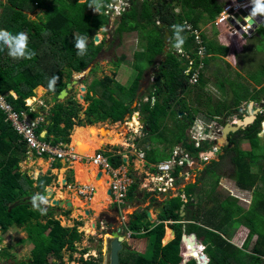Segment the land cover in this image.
<instances>
[{"label": "trees", "instance_id": "trees-1", "mask_svg": "<svg viewBox=\"0 0 264 264\" xmlns=\"http://www.w3.org/2000/svg\"><path fill=\"white\" fill-rule=\"evenodd\" d=\"M79 1L7 0L5 4H2L0 28H5L13 34L20 31L27 33L29 49L35 53L31 59L14 60L7 55L6 49L0 50V95L6 97L15 110H25L32 118H39L38 112L30 111L26 106L28 99L30 101L36 97V89L43 86L48 90L50 96L57 98L66 89L67 84L72 81L74 73L85 72L102 51L105 42L102 41L98 46H95L93 39L99 30L109 25V19L103 12L102 15L94 16L93 10L88 7L91 0ZM127 1L129 7L121 15L118 29L113 33L112 39H121L124 34L139 31L140 24L144 25L142 27L145 30L146 28L151 29L146 37L147 44L143 47V53L135 56L137 61L149 68L153 67L154 69L156 65L158 66L159 73H155L153 82L148 87V90L152 91V96L144 94L137 107L131 109V103L124 105V100H122L124 95L121 97V101L116 100L108 86H105L104 83L93 82L85 98V102L88 104L85 111L72 98L65 104L58 103L46 118V121H50L51 124H44L39 132L42 134L43 131H47L48 135L45 140L55 146L60 144L71 146L72 131L75 126L88 129L92 127L89 125L100 122L122 123L126 116L139 113L141 118L146 121L144 127V133L147 135L145 145L155 143L158 146L162 145L161 148L157 146L151 147L149 150L146 149L144 159L147 167L168 160L173 148L178 145L184 147L193 157L198 158L203 149L208 151V147L195 149L189 144L185 137L187 125H181L183 130L176 129L179 135H175L174 141H167V138L162 134L166 127V121L173 116L174 107L182 105L181 99L178 98L191 91L189 90L191 86H189L185 75L188 60L180 57L171 44H169V50L164 52L165 33H168L171 38V25L183 22H188L196 28L204 19L211 24L222 13L225 3H221L219 0ZM108 4L109 2L105 0L102 11ZM39 8L47 11V14L39 21H31L33 13ZM176 11L178 12L176 13ZM37 13L38 11L35 15ZM150 34H155V39ZM77 35L87 37V52L84 56H78L74 47V39ZM182 35L185 37L182 49L195 58V53H192L194 52L193 48L195 49L193 40L185 31ZM215 49L213 44H207L208 55H228L226 49L222 48L218 53L215 52ZM161 57H163L162 62L158 60ZM260 73H264V65ZM141 74L140 70L134 83L127 91L130 102H133L137 96ZM105 82L110 83L111 81L106 79ZM198 86L205 87L203 77ZM262 91L264 88L256 92ZM11 92L15 93L16 98ZM117 92L120 94L124 91L121 87H117ZM243 93L235 92L231 105L221 103L216 109L210 108L207 116L219 117L223 111L229 112L232 108H238L248 100L249 94L246 87ZM258 96L252 95L251 102H256ZM153 99H155L154 102H152ZM81 112L85 115V119L80 118ZM239 113V120H241L246 113L244 111ZM187 119H190V115H186ZM263 123L264 110L261 115L256 116L252 125L235 134H230L227 139L228 145L221 149L224 154L219 155V160H213L210 165H205L196 183L188 184L178 191V196L161 203L164 211L157 216L159 224L155 225L152 230L136 234L141 221L140 215L145 213L134 212L124 232L127 230L128 233H132L131 236L138 238H151L152 241L149 243L151 252L148 256L130 249H122L119 253V264H182L184 256L199 260L200 264H204L206 259L209 260L207 264H264V190H260L258 186L257 189L255 188V179L251 173V168L259 161L262 162L261 169L264 168V147L260 146L258 137ZM155 137L159 139H155ZM164 140L166 141L163 142ZM245 143L250 147L248 151L240 148L241 144ZM27 150L28 147L22 138L7 121L5 113L0 110V232L6 233L12 227L22 229L26 233L27 241L32 245L29 259L13 261L8 264H64V252L69 251L72 259L73 253L78 251L76 244L81 241L83 235L78 230L80 222L68 228L62 226L61 221L55 217L56 215L69 216L71 210L42 205L46 208V213L41 214L34 210L33 204L19 205L13 208L17 202L33 198L37 193L45 197L46 189L53 181L49 174H40L35 179L21 170L20 164L27 159ZM262 150L263 152H261ZM104 155L108 157L114 168L125 163L120 154L105 152ZM42 158L47 159V156ZM224 158H227L233 166L232 180L235 185L252 194L251 204L247 210H243L230 201L216 202L215 206L211 205L207 208V203H212L210 195H208V199L207 196L202 198L199 187L205 184L203 178L211 173L212 175L217 174ZM60 167L61 163L55 164V168ZM179 171L177 168L175 175ZM259 178L264 180V174ZM217 183L218 181L215 180V187ZM136 190L135 184L129 188L127 201L133 199ZM49 191L55 192L53 188H49ZM182 195L185 199L182 198ZM182 205H184L183 218L185 220L180 217ZM164 213L167 214L166 217H164ZM171 217L175 219L172 220ZM166 221L171 222L169 223L170 227L173 224L184 223L188 224L189 228L175 233L173 240L162 245L163 224ZM239 227H245L248 230L240 248L231 242V231ZM165 229L167 234L164 240H169L172 237V232L167 224ZM183 232L187 235L194 234L196 241L194 247L185 243L182 252ZM123 237L122 244L126 241L124 239L126 237ZM253 238L255 240L250 247ZM130 240L127 244L130 243ZM87 251L83 250L82 254H87ZM121 253H123L122 256ZM83 256L80 258L79 264H98L92 259L84 260ZM8 258L10 255L6 251H0V259ZM194 259H187L185 264H196Z\"/></svg>", "mask_w": 264, "mask_h": 264}, {"label": "rangeland", "instance_id": "rangeland-1", "mask_svg": "<svg viewBox=\"0 0 264 264\" xmlns=\"http://www.w3.org/2000/svg\"><path fill=\"white\" fill-rule=\"evenodd\" d=\"M39 1L46 2L48 0H39ZM219 1L221 3L227 2V0H219ZM6 2L7 0H0V14L3 9L2 4H5ZM44 14H47V11L43 12L42 10L39 9L38 14L35 15L34 13L32 18L38 21L40 20L39 19L40 17H44ZM201 22L202 25L204 22L207 28L205 29L206 32L209 33L207 36L209 37L208 39L209 40L213 39L214 31H212L213 30L212 28H209L210 27L208 26L209 23H207L206 19L202 20ZM212 26L214 27V25ZM199 27L200 25L196 29L200 30ZM220 35H225V32L220 33ZM249 44H247L245 47H249ZM251 44L255 45L252 47L255 56L254 55L251 56L252 58L251 60H253L254 57L256 58L255 63L254 60L253 61L250 60V57H246L244 61L245 64L243 65H242L243 61L241 63L239 58L237 59V64L236 61L233 62L231 58L229 61L230 66L225 60L213 61L212 63H210L209 67L206 68L204 73H202L204 81L209 82L208 87L206 88L202 86H198L196 88L191 87V89H189L191 90L189 94L185 96H183L184 95L183 94L180 96V98H178L181 99L180 103H182L184 107L188 108L187 109L188 111H186L185 110L186 108H184L182 105H176L174 107V109L172 110L173 116H171V118H169L166 121V127L164 128V132L162 133L163 136L167 138V141L168 140L174 141L175 140L174 137L178 132V130L176 129L178 128L179 130H183V127H181V125H187V127L185 126L187 128L185 137L188 139V141L194 142V139L199 141L201 140V138H204L206 141L202 143L201 147H208V151L211 150L213 152V154H211L210 152L205 154H209L208 158L218 161L219 155L224 154V152H221V149L223 147H227L226 144L222 141L220 135V133L224 128V125L225 124L234 125L235 123H237L235 121L239 120L238 113L247 111L249 107L248 105L251 102L250 97L252 95H259L258 100L255 102L254 105L255 107H252L253 108L252 111L256 110L257 116L260 115L262 110L261 107L264 102V91L256 92L257 91L256 88L253 86V84L249 83V81L253 82L255 86H259L263 82L262 78L264 73H260L261 70L258 73H250V72H253L256 66L261 65V63L264 61V25H261L257 29ZM134 50L139 51V49H135V48ZM127 52L130 53V55L132 53L129 49H127ZM111 54L112 52L105 53L99 58L100 63H102L101 66L99 67L100 68L99 73L104 74V73L113 72L114 70V66L112 65L113 61L116 59V57L120 56V53L117 52L115 56L113 55L111 56ZM206 59L204 60V63L206 62L207 64L210 60L209 59L206 60ZM92 67L88 68V70L84 72V73H90L88 74V78L86 79V81L88 82L93 79V74L91 73H94V71H90ZM142 68L145 71L146 69H148V66L142 64ZM154 69H156V67ZM154 75H155L154 73H151V77H154ZM78 76H79L78 74H75L73 76L74 81L78 82L79 84L74 87L72 94L76 97L77 102L81 105V106L79 105L80 107H82L81 109L85 111L88 104L87 103L85 104L84 99L82 98L85 97L86 93L82 91V88L84 87L81 84L85 80H80ZM227 83H230V86L229 85L225 86V84ZM149 84H151L150 80H148V82L146 81L143 87L145 89V95L152 96V91L148 90ZM221 85H224L225 88L224 89L223 87L221 88ZM245 87L247 88L249 94L247 98L248 100L246 99L247 100L246 102H243L236 109L235 108L230 109L229 112L223 111L222 112L223 114L219 117L207 116V113H209L210 108L216 109L218 108V105L221 103H226L228 105H231L233 94L235 92H237L238 94H244L243 92L245 90ZM262 88H264V84ZM40 89L39 88L36 89V99L32 98L30 102L35 103V105L33 103L32 104L36 108L42 106L41 103L43 102L44 105L47 106V110H44L43 112V114H45V117L47 118V115L50 114L53 105L51 103L50 95L48 94L47 89H45L44 87L42 90ZM71 97L73 96L71 95ZM69 99L70 97L68 98V100ZM138 100H139L138 96H135V98L133 99V103L131 104L132 109H135L137 107ZM154 101L155 99L152 100V102ZM188 104L189 105L194 104V105L193 107H190L191 109H189ZM185 114L187 115L191 114L190 119L186 120ZM79 116L81 119H85V115L83 114V112H81ZM137 116L139 115L137 114L134 115L133 118H130L131 123H133L136 119L137 122L139 121L138 120L139 117ZM127 119L128 116L125 119V122ZM125 122L118 123L116 125L105 123L101 125H95L94 127H89L88 129H81L80 126L74 127L72 131V135H73L72 146L75 147V150L78 153L85 156V154H87L86 150L81 145L80 146L78 145L81 143V142L79 143V141L83 140L85 137L86 138L92 137L93 136L92 134L94 133L95 136L94 138L96 140L105 139L106 141L98 149H104L106 152L122 155L124 160L126 159L125 160L126 170L128 171L130 169L129 174L132 175L137 180L138 179L142 180L143 177L145 176L148 167L145 162V159L141 158L140 154H144L146 152V148L150 147V145H145L144 142L145 134L143 133V130H139V128H135L134 125L133 126L126 125ZM178 122L179 124H177ZM138 123L139 124L137 126L139 127L141 125V122ZM260 131L261 132L264 131L263 124L261 125ZM110 132L113 134V136H111ZM75 134H76V138H75L76 142H74ZM178 135L179 134H177L176 136ZM258 137H259L260 146L264 147V137H261L260 135ZM155 139H159V138L155 137ZM212 140H214V142ZM165 141L166 140H164L163 142ZM205 143L206 145H204ZM105 145L108 146L106 147ZM158 147L161 148L162 145ZM177 147H181V146L178 145ZM213 147H215V149H217L218 152ZM240 148L241 150H245V151H248L250 149V147L246 143L241 144ZM204 151L206 150L203 149V152ZM261 152H263V150ZM93 154L92 155L88 154L86 156L92 157ZM198 160L199 162L197 161L194 165H191L190 168L186 169L187 176H184L185 175L184 174L183 177L179 178V183L175 187V190L172 192L171 197L175 196L178 193L177 191L179 189H182L184 186L195 183L197 179L200 177L201 171L205 167V164L202 162H207L208 160L205 161L203 158H199V157ZM52 163L53 162L50 159L41 160L40 158H36L33 155H30L27 160L23 161L20 164V168L23 172H26L29 176L33 178H37L39 174H44V175L49 174L53 178V181L48 186V188L51 187L55 190L54 195L52 197L53 198L55 197L56 200H66L69 198L72 201L76 200V202L79 204L78 206L73 205V208L71 209V213L69 216H60V215L55 216L59 219V221H61L62 226L68 228H71L75 226L77 222H80L81 224L79 225L78 230L79 232L83 233L81 241L76 244L78 251L73 253L72 259L70 258L71 255L69 251L64 252V260H65L64 264H79L82 255H84L83 256L84 260L92 259L96 261L98 264H110V242H111V238L109 236L110 231H120V237H117V239L120 242L122 241L123 236L126 237V238L123 237L126 240L125 243L122 244V247L124 246L123 250L130 249L137 253H141V254L148 253V256L150 255L151 250L149 251L148 246L149 243H151L152 239L138 238L137 236L128 237L129 233L127 230L124 232V229L128 225V222L132 217V215L134 214V212L141 210V212H144L145 214L140 215L141 221L138 224L139 228L135 233L143 234L147 232L146 230H152L156 225V221H152V220L150 221L146 215V212L153 211L155 215H158L160 213L159 208L162 207L161 203L164 202L163 200H165L166 197L163 198L160 196L157 197L155 195H150L149 194L150 192L143 189V187L139 185L137 187V190L135 191L133 200L130 202L127 201L126 205L123 206L119 211L116 208H114L112 205L108 207L107 206L95 207L93 206V201L94 199H98L96 192L93 198L88 193L82 195L83 200H80L79 198L77 199L75 197V195L79 193V191L85 190V186L83 185H86L87 187H93L94 186L93 179L90 178L82 183L78 171L75 170L74 171L75 173H73V170L70 169L73 166V164L61 163L62 165L61 168H55V165L53 167ZM77 163H75L77 169L81 166L87 168L88 167L90 168V166H92L93 170L98 172L97 169H94V166L92 164H88L87 166L86 160L83 162V164L85 165H80V164L77 165ZM210 164L211 163H209L208 165ZM261 164L262 162L259 161L258 164L254 165L251 168V173L253 174L255 179V185H256L255 188L257 189L258 186L260 187V190L261 189L264 190V180L259 178L264 174V168L261 169ZM232 176H233V166L231 165V163L227 158H224L220 166V171H218L217 174L212 175L211 173L206 175L205 178H203L205 184L202 187H199L201 188L202 198L207 196L208 199V195H210V198L212 200V203L211 202L207 203V208L211 205L215 206L216 202L230 201L236 204L237 206L241 207L243 210L248 209V207L251 204L252 194L250 191H245L238 188L235 185L234 181L232 180ZM100 178H102V176L99 178L96 177V179H100ZM65 179L67 183H65ZM215 180L218 181L216 187H215ZM109 181L110 180H107L108 183L107 186L109 185ZM99 182L100 180H97V192L103 199L102 194L106 195L107 188L106 189L103 187L102 189L99 188L98 187ZM46 198L50 203L51 199L49 197ZM62 209L67 210L64 206L62 207ZM88 209L93 210V214L87 215L85 213V210ZM163 215L164 217L167 216V214L165 213ZM180 217L181 219L185 220V218H183L181 215ZM171 219L174 220L175 218L171 217ZM166 224L169 229L173 228L174 233H179L182 232L183 229L189 228V225L184 223L173 224L170 227L167 221L164 222L163 224L164 236L161 242L162 245H163V240L165 239L167 234V231L165 229ZM231 233H232L231 242L234 243L236 247L239 246L240 248L247 236L248 230L245 227H239L237 229L232 230ZM26 238H27L26 233L22 229L16 227L10 228L6 233L0 232V251L1 252L6 251L10 255V258L6 260L0 259V264H8L13 261H26L27 259H29L32 245L27 241ZM129 239H131L130 243L127 244ZM136 240H139V242L141 241L143 243L141 248H139L138 245L140 243L136 242ZM254 240L255 239L253 238V240L250 243V247L253 244ZM85 249L88 250L87 254H82V251ZM183 250H184V245L182 246V252ZM122 255L123 253H121V256ZM187 259H191V258H186V260Z\"/></svg>", "mask_w": 264, "mask_h": 264}, {"label": "built area", "instance_id": "built-area-1", "mask_svg": "<svg viewBox=\"0 0 264 264\" xmlns=\"http://www.w3.org/2000/svg\"><path fill=\"white\" fill-rule=\"evenodd\" d=\"M139 1L142 2L143 0ZM128 7L129 3L127 0H116L114 3H109L105 6L103 14L109 19L119 18L128 9ZM249 9L250 0L243 1L241 3L237 0H227L222 13L216 21L212 23V25H214L218 32H225V35L223 36H225L226 39L235 46H237L239 42L251 40L256 31L252 33L253 27L249 24V22L243 20L244 24L239 23L235 18L236 15H240L241 11L247 12ZM177 12L178 11H176V13ZM182 24L189 26L185 29V33L193 40L195 46V58H192L183 49L180 51L175 50V52H177L180 57L188 60V67L185 75L188 79L189 86L197 87L200 83L202 72L205 69L204 60L207 58V47L203 33L200 30H197L188 22H183ZM244 36H246V38ZM26 106L29 107L30 111L35 112L32 108L33 104H30L29 100H27ZM43 107L45 108V106ZM0 110L5 113L7 121L28 147L27 159L30 155H33L36 158L47 156V158L51 161H59L65 164H75L77 162L83 164L86 160L87 166L88 164H92L99 172H103L106 176H108L110 181L106 190V195L108 190L110 191V195H107L109 200V204L107 206L112 205L118 211L126 205L129 188L134 184L137 187L141 185L143 189L150 192V195H155L157 197L160 196L163 198L166 197L165 200H170L171 198L178 196V193L173 197H171V194L178 185L179 178L183 177L184 174V176H187L186 169L190 168L191 165H194L197 161L199 162L198 158L193 157L184 147H176L173 149L168 160L149 166L142 179L143 181L141 179L137 180L129 174L130 169L128 171L126 170V163L114 168L108 157L104 155L106 151L103 149L95 150L92 157H82L69 145L60 144L55 146L53 143L45 140V136L43 137L39 132L41 127L44 124H47L45 115H41L39 118H32L25 110H15L13 105L2 95H0ZM205 141L206 140L204 138H201L199 141L194 139V142L189 141V144L195 149H199ZM212 141L214 142V140ZM213 148L215 149V147ZM215 150L217 151V149ZM205 153L207 152L201 151L198 157L207 161L209 158ZM210 153L213 152L211 151ZM140 157L144 158V154H140ZM177 168H179L180 171L177 175H175ZM80 192L81 195L88 193L92 196L94 188L85 186V190ZM182 198H184L183 195ZM125 229H127V227ZM131 234L132 233H130L128 237H130Z\"/></svg>", "mask_w": 264, "mask_h": 264}, {"label": "crops", "instance_id": "crops-1", "mask_svg": "<svg viewBox=\"0 0 264 264\" xmlns=\"http://www.w3.org/2000/svg\"><path fill=\"white\" fill-rule=\"evenodd\" d=\"M86 0H80L79 2H85ZM105 0H103V2H104ZM116 0H107V2H109V3H114ZM124 1H126V0H124ZM40 9V8H39ZM39 9H37L38 11H39ZM36 10V11H37ZM40 10H42L43 12H45V10L44 9H40ZM36 11H35V13H36ZM104 11V10H103ZM102 10H101V13L103 12ZM26 13H28L27 11H25ZM99 14V13H96V12H94L93 11V14H94V16H98V15H102V14ZM28 14H31V13H28ZM34 14V13H33ZM38 14V13H37ZM44 16H45V14H44ZM41 18H44V17H40L39 19H41ZM109 19V18H108ZM31 20V19H30ZM31 21H36V20H31ZM39 21V20H38ZM109 25H107L105 28H103V29H101V30H99L98 32H97V38H98V40H103L104 42H105V45H104V47H103V49H102V51L100 52V54H98L97 56H96V58H95V60L91 63V65L88 67V68H90V67H92L91 69H90V71H94V73H91V74H93V79L91 80V81H86V79L88 78V74H90V73H81V74H78L79 76H78V78L80 79V80H85L83 83H81L82 84V86L86 89V95H87V93H88V89H89V87L91 86V84L93 83V82H98V83H104V85L105 86H108L109 87V89L113 92V98L114 99H116V100H120L121 99V97L124 95V98H123V100H124V105H127V104H132L133 102H130V99H129V97H128V90L130 89V87L132 86V84L134 83V81H135V79H136V77H137V75H138V73H139V71L141 70V75H142V77H141V79H140V81H139V88H138V91H137V96H138V99L140 100V98H141V96H143L144 94H145V89H144V83H146V81L148 82V80H150L151 81V83L153 82V79H154V77H151V73H159V69L157 68L158 66L156 65L155 67H156V69H153V67L152 68H149L148 67V69H146L145 71L143 70V68H142V64L139 62V61H137V58H136V56L135 55H137V54H140V53H143V47L145 46V44H147V41H146V37H147V35H149V31L151 32V29L150 28H146V30H145V28H143L142 26H144L143 24H140L139 25V27H138V29H139V31H135V32H131V33H127V34H124V35H122V37H121V39H118V38H116V39H112V37H113V33L118 29V23L120 22V18H110L109 19ZM202 23V22H201ZM193 26V25H192ZM205 26V24H204V22H203V25L202 24H200V27H199V29L201 30V32L203 33V37H204V40H205V43H206V47H207V44L208 43H211V44H213L215 47H216V49H215V52L216 53H218L219 52V50L220 49H226V50H228V55L227 56H220V55H218V54H207V59H209L210 61L206 64V62H205V69L203 70V72L202 73H204V71L206 70V68H208L209 67V65H210V63H212L213 61H217V60H225L227 63H228V65H229V61H230V59L232 58V60H233V62H235L236 61V64H237V59L239 58V60H240V62L242 63V61H243V63H242V65L243 64H245L244 63V61H245V59H246V57H250V60L252 59L251 58V56H253L254 55V51H253V46H255L254 44L252 45L251 44V42L253 41V39H254V37L251 39V40H248V41H246V42H239V44L237 45V46H235V45H233V43L231 44V42L230 41H228L227 39H226V37L225 36H223V35H220L219 34V32H218V30L217 29H215L211 24H209L208 26H210L209 28H212L213 30L212 31H214V38L213 39H211V40H209L208 38L209 37H207L208 36V34L209 33H207L206 32V26ZM204 27V28H203ZM161 28V27H160ZM196 28V27H195ZM206 28V29H205ZM145 30V31H144ZM166 34H168V33H165V35ZM151 36H152V38H154L155 39V34H150ZM169 35V34H168ZM254 36H255V34H254ZM169 40H170V36H169V38L168 39H166V37H165V39H164V45H165V48H164V52H167L168 50H169ZM250 43V44H249ZM247 44H249V47H245ZM256 44V43H255ZM139 47V48H138ZM245 47V48H244ZM134 48L135 49H139V51L137 50V51H135L134 50ZM127 49H129L132 53H131V55H130V53H128L127 52ZM167 50V51H166ZM247 50V51H246ZM110 52H112V54H111V56L113 55V56H115V54H117V52H119L120 53V56L119 57H116V59L113 61V66H114V70H113V72L112 73H99V70H100V66H101V64L102 63H100V61H99V58L102 56V55H104L105 53H110ZM192 53H194V52H192ZM261 55H263V54H261ZM255 56V55H254ZM206 59V60H207ZM158 60L160 61V62H162L163 61V57H161V58H158ZM254 63L256 62V58L254 57ZM253 60H251V61H253ZM99 62V63H98ZM129 65V66H128ZM227 65V66H228ZM264 65V61L261 63V65H257L256 66V68H255V70H254V68H253V72H250V73H258L261 69H262V66ZM230 66V65H229ZM154 67V68H155ZM250 67H251V65H250ZM140 68V70H138ZM88 70V69H87ZM86 70V71H87ZM85 71V72H86ZM109 71V70H108ZM240 73H242V72H240ZM76 73H74V75H75ZM73 75V76H74ZM83 75V76H82ZM149 77V78H148ZM203 77V74H202V76H201V78ZM106 79H109L111 82L110 83H107V82H105L106 81ZM147 79V80H146ZM263 79V82H262V84L261 85H259V86H255L254 85V83L253 82H250L249 81V83H251V84H253V86L256 88V90L257 91H259L260 90V88L262 89V86H263V84H264V77L262 78ZM73 82H76V81H74V79L72 78V81L69 83V84H71L72 86H73V88H72V90L71 91H69V95H68V98L70 97V99L72 98L73 99V101H77L76 100V97L72 94V91H73V89H74V87L75 86H77L79 83L77 82V84L76 85H73ZM205 83H206V85H205V88L206 87H208V85H209V82H207V81H205ZM69 84H67V86L69 85ZM227 85H229L230 86V83H227V84H225V86H227ZM225 86L224 85H221V88L223 87V89L225 88ZM233 86H235V85H233ZM117 87H121L122 89H123V93H120V94H118V92H117ZM38 88H41V89H43V86H40V87H38ZM46 89V88H45ZM66 89H67V87H66ZM83 89V88H82ZM255 90V89H254ZM48 91V90H47ZM12 93V95L13 96H15V98H16V95H15V93L14 92H11ZM71 95L73 96V97H71ZM86 95H85V97H82L83 99H84V103L86 104V102H85V98H86ZM35 99H36V97H34ZM55 97H53V96H50V100H51V103H52V108L56 105V104H58V103H60V104H65V103H67V100L68 99H66L65 101H63V102H57L56 104H54L53 103V99H54ZM69 99V100H70ZM68 100V101H69ZM139 100H138V102H137V104L139 103ZM31 101V100H30ZM29 101V102H30ZM121 101V100H120ZM144 101H147V98L144 100ZM31 104L33 103V102H30ZM41 103V102H40ZM254 104L255 105V102H250L249 103V105L250 104ZM34 105H35V103H33ZM79 104V103H78ZM33 105V110L35 111V112H38L39 113V115L41 116V115H45V114H43V109L44 110H47V106L46 105H44V103L42 102L41 103V105L42 106H40L39 108H36L35 106ZM80 105V104H79ZM194 105V104H193ZM193 105H189L188 104V106H189V109H191L190 107H193ZM248 105V106H249ZM253 105V107H255ZM43 106H45V108H43ZM81 106V105H80ZM36 108V109H35ZM51 108V109H52ZM87 108H88V106H87ZM86 108V109H87ZM262 110H261V113H260V115L263 113V110H264V102H263V105H262ZM85 109V110H86ZM131 109H132V107H131ZM188 108H186V111H188L187 110ZM192 109H195V108H192ZM41 113H40V112ZM246 113V115L245 116H248V109H247V111L245 112ZM139 115V118H138V122H141V120H144L143 118H141V116H140V114L139 113H135L134 115ZM50 115V114H49ZM49 115H47V117L49 116ZM134 115H132V116H128V119L126 120V122H125V120H124V122L126 123V125H131V126H133V123H131V119L130 118H133L134 117ZM187 114H185V116H186ZM191 115V114H190ZM207 115H208V113H207ZM245 116H243V117H245ZM242 117V118H243ZM126 118H127V116H126ZM125 118V119H126ZM137 120V119H136ZM145 121V120H144ZM105 123H108V124H112V125H116V124H113L112 122H110V121H106V122H101V123H95V124H93V125H89V126H92V127H94L95 125H101V124H105ZM51 124V122L50 121H48L47 122V124L46 125H50ZM118 124V123H117ZM138 124V123H137ZM135 125V124H134ZM142 125V126H141ZM138 128H139V130H143V133H144V127H145V125H146V123L143 125V124H141ZM227 125V124H226ZM225 125V126H226ZM263 125H264V123H263ZM75 127H77V126H75ZM115 131V130H114ZM102 132V131H101ZM145 134V133H144ZM48 135V132L47 131H43V133H42V136L44 137L45 136V138H46V136ZM73 136V135H72ZM44 138V139H45ZM76 136H74V142H76ZM146 138H147V135L145 134V140H144V142L146 141ZM80 144H82V143H80ZM80 144H78V145H80ZM156 144V143H155ZM146 144V145H150V147H148V148H146V149H149V148H151V146L153 147V146H155V147H157L158 145L156 144ZM76 145H77V143H76ZM106 147L108 146V145H105ZM160 148V147H159ZM104 150V149H103ZM145 152V151H144ZM146 153V152H145ZM145 153H144V155H145ZM124 155V154H123ZM41 160H47V159H49V158H40ZM25 160H27V159H25ZM24 160V161H25ZM53 163V165H55V164H57V163H61V162H59V161H52ZM124 162H125V160H124ZM74 166H75V164H73V166L70 168L71 170H73V173H75L74 171L76 170L77 171V169H76V166H75V168H74ZM94 166V165H93ZM61 167H62V165H61ZM60 167V168H61ZM95 167V166H94ZM96 168V167H95ZM97 171H98V169H97ZM24 173H26V172H24ZM98 173H100L99 171H98ZM27 174V173H26ZM40 175V174H39ZM38 175V176H39ZM44 175V174H43ZM107 177V178H109L108 176H106V175H103L102 177ZM77 178V177H76ZM36 179V178H35ZM66 180V179H65ZM83 186H86V185H83ZM87 187V186H86ZM47 191H48V187H47V189H46V195H45V197H48L47 196ZM79 193H81L80 191H79ZM78 194V193H77ZM94 194H95V190H94V193H93V195H92V198L94 197ZM37 195H40L39 193H37ZM36 195V196H37ZM53 195H54V193H53ZM42 196V195H41ZM75 197H76V195H75ZM55 198V197H54ZM77 199H78V197H76ZM91 198V199H92ZM134 198V197H133ZM50 199H53V197H51ZM66 200H69L71 203H72V200L71 199H66ZM83 200V199H82ZM133 200V199H132ZM132 200H130V201H132ZM74 201H76V200H74ZM129 201V202H130ZM50 204V203H49ZM49 204H47V205H49ZM74 205V204H73ZM49 206H51V205H49ZM54 207V206H53ZM108 207V206H107ZM73 208V207H72ZM71 208V209H72ZM71 209H67V210H71ZM86 211L87 210H85V213H86ZM148 212V211H147ZM163 212V211H162ZM161 212V213H162ZM138 213H141V210H138ZM161 213H159V214H161ZM158 214V215H159ZM89 215H91V212H90V214ZM158 215H155L154 213H152V216H153V219H151L152 221H156V225H158L159 224V221L157 220V216ZM150 220V221H151ZM168 222H170V221H168ZM161 223V222H160ZM130 234V233H129ZM175 234V233H174ZM184 234H186L185 232H183V235ZM196 237V236H195ZM134 240V239H133ZM132 240V241H133ZM199 242H200V240H198ZM136 242H138V243H140V244H138L139 245V248H141L142 247V245H143V243L140 241L139 242V240H136ZM201 244V243H200ZM234 244V243H233ZM235 245V244H234ZM237 247H239V246H237ZM148 249H149V246H148ZM148 249H147V251H148ZM141 254V253H140ZM146 255H148V253H145ZM144 254V255H145ZM206 255V254H205Z\"/></svg>", "mask_w": 264, "mask_h": 264}, {"label": "clouds", "instance_id": "clouds-1", "mask_svg": "<svg viewBox=\"0 0 264 264\" xmlns=\"http://www.w3.org/2000/svg\"><path fill=\"white\" fill-rule=\"evenodd\" d=\"M88 7L91 8L94 12L100 14L102 8L104 7V2L103 0H91ZM250 9L251 10L249 12L248 19L255 21L258 17L264 16V0H250ZM187 27L189 26L186 24L171 25L170 30L172 31V37L170 38L169 43L177 51H180L185 43V37L182 35V33L185 31ZM95 37H97V35ZM74 40H75L74 47L77 50V55L78 56L86 55L87 43H88L87 37L77 35L75 36ZM98 41L99 42L94 43V45L98 46L100 43H102L103 40H98ZM93 42H94V39H93ZM4 49L7 50V55L14 60L31 59L32 56L35 55V53L29 49V36L27 33L20 31V32L13 34L12 32H10L9 30L5 28H0V50H4ZM259 135L261 137H264V131L260 132ZM209 152H211V150L207 151V153ZM211 161L213 160L209 158L207 162H202V163L207 165L211 163ZM32 203H33L34 210L39 211L41 214L46 213V208L42 207V205H47L48 203V200L46 197L41 196L39 197V200L37 199V197H33ZM185 235L187 237L190 236V234L189 235L185 234ZM203 250H204V247H203ZM191 259H194V258H191ZM194 260L196 261V259Z\"/></svg>", "mask_w": 264, "mask_h": 264}, {"label": "water", "instance_id": "water-1", "mask_svg": "<svg viewBox=\"0 0 264 264\" xmlns=\"http://www.w3.org/2000/svg\"><path fill=\"white\" fill-rule=\"evenodd\" d=\"M237 1L239 3H241V2L247 1V0H237ZM250 10L251 9H249L247 12L241 11L240 15H236L235 18L237 19V21L239 23H243L244 22L243 20L249 22V24L253 27L252 33H254L255 31H257V29L261 25H264V16L258 17L255 21H252V20L248 19V15H249ZM165 37H166V39H168L169 35L166 34ZM244 37L246 38V36H244ZM98 42H99L98 38L95 37L94 38V43H98ZM76 84H77V82H73V85H76ZM72 88H73V86L71 84H69L67 86V89L62 91L61 94L57 98L53 99V103L56 104L57 102H63L66 99H68L69 91H71ZM82 91L85 92V93L87 92L85 88H83ZM253 105L254 104L251 103L249 105V107H248V113H249L248 116H245L241 120H238L237 123H235L234 125H230L229 124V125H226L223 128V130L220 133V135H221L222 141L226 144V146L228 145L227 139H228V136L230 134H235L239 130H244L245 128L249 127L250 125H252L254 123V121L256 119V116H257V111L256 110L252 111L253 110V108H252ZM145 123H146V121L141 120V124L144 125ZM207 155L209 156V154H207ZM100 176H101V172L97 175V178H99ZM65 183H67L66 180H65ZM107 195L108 196L110 195V191L109 190L107 191ZM47 196L49 198H51L53 196V192H50L49 188H48V191H47ZM35 197H37V199L39 200V197H41V195H37ZM76 197H78L81 200L83 199V196L81 195V193L76 194ZM32 200H33V198H27V199L21 200V201L17 202L16 204H14L13 208L17 207L19 205L33 204ZM47 204H49V202ZM49 205L54 206V207H59V208H62L64 206L66 209H71L73 207V204L69 200H64V201L62 200L61 201V200H56L55 198L51 199ZM183 209H184V205H182L180 207V215L181 216H184ZM159 210H160V213H161L162 211H164V208L161 207V208H159ZM86 214L89 215L90 211L87 210ZM146 215L149 218V220H151L148 212H146ZM170 231L172 232V237L169 240H163V245H166L167 243H169L174 238V236H175L174 230L170 229ZM109 236L111 238V242H110V264H119V252L122 251V249L124 247V246L121 247L120 244H118V240L116 238V237H120V231H110ZM195 241H196V237H195L194 234H190L189 237H187L185 234L182 235L181 242H182L183 245L186 243L188 246H193L194 247ZM198 243L200 245L199 241H198ZM186 261H187L186 258H184L182 264H185ZM196 262H197V264H200L199 260H196ZM207 262H208V260L206 259L204 261V264H207Z\"/></svg>", "mask_w": 264, "mask_h": 264}, {"label": "bare ground", "instance_id": "bare-ground-1", "mask_svg": "<svg viewBox=\"0 0 264 264\" xmlns=\"http://www.w3.org/2000/svg\"><path fill=\"white\" fill-rule=\"evenodd\" d=\"M85 93V92H84ZM30 103V102H29ZM31 104V103H30ZM137 117H139V116H137ZM133 122V121H132ZM237 122V121H236ZM138 122H137V120H135L134 122H133V125L135 126V128H138V124H137ZM137 126V127H136ZM98 129V128H97ZM104 129V128H103ZM96 130V129H95ZM110 134H111V136H113V134L110 132ZM93 136V138L92 137H88V138H84L83 140H80L79 141V143L81 142L82 144H80L85 150H86V153L87 154H85V156H83V155H81L80 153H79V155L80 156H82V157H88V156H86V155H88V154H90V155H92L93 153H94V151L96 150V149H98L100 146H102L106 141H105V139H103V140H96L94 137V133L92 134ZM221 144V143H220ZM79 145V146H80ZM70 147H72L73 149H75V147H73L72 146V144H71V146ZM83 165L82 163H77V165ZM92 166H90V168L88 167H84V166H81V167H79L78 169H77V166H76V169H77V171H78V173L80 174V177H81V182L83 183V182H85L86 180H88V179H93V181H94V190H95V192H96V194H97V196H98V199H94V201H93V206H95V207H102V206H104V207H106L108 204H109V200H108V198H107V195H103L102 194V197H103V199L101 198V196L98 194V192H97V180H100V182H99V184H98V187L99 188H101L102 189V187L103 188H107L108 186H107V180L109 179V178H107V177H102V178H100V179H96V176L98 175V172H96V171H94L93 170V167L91 168ZM94 169H97V168H95L94 167ZM103 175H105L103 172L101 173V176H103ZM100 176V177H101ZM103 179V180H102ZM102 180V181H101ZM96 196V197H97ZM81 200V199H80ZM62 201V200H61ZM64 201V200H63ZM72 202H74V203H72V204H74V205H76V206H78L79 204L76 202V201H72ZM92 206V207H93ZM88 211H90L91 212V214H93V210H91V209H88ZM148 213H149V216H150V218L151 219H153V216H152V213H154L153 211L151 212V211H148ZM155 214V213H154ZM117 238V237H116ZM118 240V239H117ZM118 244H120V246L122 247V241L120 242L119 240H118Z\"/></svg>", "mask_w": 264, "mask_h": 264}, {"label": "flooded vegetation", "instance_id": "flooded-vegetation-1", "mask_svg": "<svg viewBox=\"0 0 264 264\" xmlns=\"http://www.w3.org/2000/svg\"><path fill=\"white\" fill-rule=\"evenodd\" d=\"M109 180V179H108ZM93 183H94V181H93ZM93 188H94V186H93ZM127 227V226H126ZM125 243V242H124Z\"/></svg>", "mask_w": 264, "mask_h": 264}]
</instances>
